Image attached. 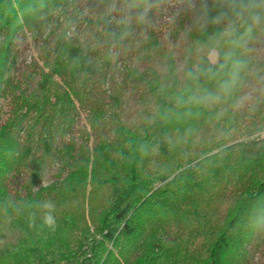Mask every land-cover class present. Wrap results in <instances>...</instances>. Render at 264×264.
I'll return each instance as SVG.
<instances>
[{
  "label": "trees",
  "instance_id": "1",
  "mask_svg": "<svg viewBox=\"0 0 264 264\" xmlns=\"http://www.w3.org/2000/svg\"><path fill=\"white\" fill-rule=\"evenodd\" d=\"M0 264H264V0H0Z\"/></svg>",
  "mask_w": 264,
  "mask_h": 264
},
{
  "label": "clouds",
  "instance_id": "2",
  "mask_svg": "<svg viewBox=\"0 0 264 264\" xmlns=\"http://www.w3.org/2000/svg\"><path fill=\"white\" fill-rule=\"evenodd\" d=\"M44 207L48 209V211L43 216L44 225H46V226H48L50 228H55V226H56V218L52 214V210H53L54 206L52 204L48 203V204H45Z\"/></svg>",
  "mask_w": 264,
  "mask_h": 264
},
{
  "label": "rangeland",
  "instance_id": "3",
  "mask_svg": "<svg viewBox=\"0 0 264 264\" xmlns=\"http://www.w3.org/2000/svg\"><path fill=\"white\" fill-rule=\"evenodd\" d=\"M168 13V11H166ZM211 60L215 61V54L211 55Z\"/></svg>",
  "mask_w": 264,
  "mask_h": 264
}]
</instances>
